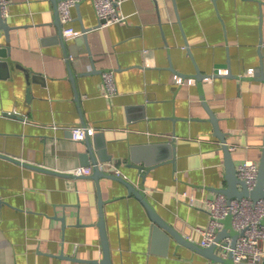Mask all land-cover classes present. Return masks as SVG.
Instances as JSON below:
<instances>
[{
	"label": "crops",
	"instance_id": "obj_1",
	"mask_svg": "<svg viewBox=\"0 0 264 264\" xmlns=\"http://www.w3.org/2000/svg\"><path fill=\"white\" fill-rule=\"evenodd\" d=\"M120 9L124 21L100 27L91 0L79 14L73 7L76 32L90 30L86 43L63 47L52 0H10L8 31L0 29V264L103 258L92 173H72L93 166H81L85 143L69 132L82 122L92 128L98 164L143 183L163 219L189 231L191 241L202 239L205 200L227 182L221 143L196 80L185 76L196 67L205 76L256 69L264 56V0H125ZM106 70L114 71L117 89L110 98L102 88ZM202 91L234 164L258 163L264 81L214 76ZM131 158L152 169L140 171ZM100 186L111 264H224L163 233L152 237L145 207L124 185L102 179ZM182 192L193 196L192 206Z\"/></svg>",
	"mask_w": 264,
	"mask_h": 264
},
{
	"label": "water",
	"instance_id": "obj_2",
	"mask_svg": "<svg viewBox=\"0 0 264 264\" xmlns=\"http://www.w3.org/2000/svg\"><path fill=\"white\" fill-rule=\"evenodd\" d=\"M63 0H52L53 3V7H54V11L55 13V23L56 26L58 28V40L61 44V46L63 47H67L66 46V41L63 38V28L62 25L60 23V17H59V11L57 10L58 7V3L61 2ZM85 1V0H76L74 7L76 8V10L79 9L80 4ZM92 1V0H91ZM260 1V0H258ZM78 14H79V10H78ZM82 28V32L80 37H77L74 39V41H78L80 42L81 40H84L86 43V38H87V31L90 30V28H84L83 26ZM0 29H3L5 32H7L8 30V26L7 23L1 18L0 15ZM263 52V49L260 50ZM89 52V49H88ZM189 54V53H188ZM261 55V62L259 63L258 67L256 69H254L253 74L250 76H233L231 73H223V74H217L215 73V75H203L200 70L198 69V67H196V72L194 75H188L185 76V78H193L194 80H196V83L198 85V90H199V95L201 96L202 99V106L205 110V112L208 113V121H210L212 123V127L214 130V135L218 138V140L221 143V147H222V151L224 154V165H225V177L224 180L226 183V187L224 188H218V189H214L218 194H223L226 198H244V197H250L253 200H259L262 197H264V138H263V143H262V149H261V155L258 161L259 164V168H258V174H257V178H256V186L249 190L247 188L246 182L240 180L237 176V166L234 164L233 158H232V153L230 150V147H228L227 145V141H226V133H223L219 127H218V118L215 116L214 112H212V110L210 109V107L208 106L207 102L204 100L205 97L203 95V91H202V82L209 77H214V76H227V77H232L235 78L237 80H247V79H256V80H261L264 81V56L262 55V53H260ZM67 56V53H66ZM70 73V79L71 81L74 80V75L72 73V71H69ZM82 127H86V124L82 122ZM264 128V125H263ZM85 133V138H84V143L86 146V151L87 153L83 154L81 156V166H85L87 164H89L90 162L93 165V172L90 175V177L94 180L96 189H97V204H98V208H99V212H98V228H99V233H100V239H101V244H102V256L103 258L98 261V260H92L93 263L95 264H111V256L109 253V243H108V239L106 236V226H105V221L103 219V199H102V191H101V186H100V180L102 179H107V180H111L114 181L118 184H122L126 187L127 192L129 194H133L135 196V198L140 201L143 206L145 207L148 217L149 219L152 221V230H151V234L152 237H156L157 234L161 235L162 233L164 234L165 237L168 238V240H172L174 242H176V244L179 246H184L187 247L189 249H191L192 251H196L200 254H202L203 256L207 257L208 259L215 261V262H220V263H224V264H235L232 258V254H228V256L226 258L222 257L219 255L218 252H221V248L218 247L216 244H211V246L209 247H202L200 244H198L195 241H191L190 240V236H189V231H186L185 229L183 230H179L176 226H172L170 225L165 219H163L158 212L155 210L153 204L147 199L145 191H144V185L143 183H141L138 187L136 185H134L133 183H131L130 181L126 180L125 178H123L121 175L117 176L115 174H113L110 171H106V170H101L98 167V162L95 158V151H93L92 149V144H91V134L88 133L87 130L84 131ZM0 156H4L6 157V155H3L0 153ZM10 158V157H7ZM86 158H89L86 159ZM11 159V158H10ZM11 160H15L18 163L20 162L18 159H11ZM129 165L134 164L133 167H136L137 169L139 168L140 171L144 170L145 172H148L149 170L152 169V165H137L134 160V158H131ZM132 162V163H131ZM25 166L28 167H33L39 170H43V171H48L44 168H41L35 164H29L27 162H20ZM65 176H72L71 174H64ZM142 180L144 179V175H141ZM223 224L224 227L222 230H220L217 233V237H216V242H222L224 238H230L231 242L230 245L231 247H233L235 245L236 239L238 237V233L232 228L231 225V218L230 215H228L226 217V219L223 220ZM261 224H264V218L261 221ZM241 264H250V263H241ZM259 264H264V259L259 263Z\"/></svg>",
	"mask_w": 264,
	"mask_h": 264
},
{
	"label": "built area",
	"instance_id": "obj_3",
	"mask_svg": "<svg viewBox=\"0 0 264 264\" xmlns=\"http://www.w3.org/2000/svg\"><path fill=\"white\" fill-rule=\"evenodd\" d=\"M76 0H63L58 3L60 23L63 28V38L70 41L80 36L72 26L73 10ZM125 0H92L93 9L97 19L98 26L105 27L108 25L122 22L126 19L121 13L120 6ZM10 0H0V15L5 21L9 17L8 6ZM254 69L247 70L246 75L253 74ZM227 73V72H223ZM217 74H222L217 72ZM102 88L106 98L113 97L117 93L116 83L114 80V71L106 70L101 73ZM192 80V79H190ZM189 80V81H190ZM179 83H184L180 78ZM11 115V113H7ZM92 134L91 127L73 126L69 128L71 138L74 141H83L85 138L84 131ZM108 163L98 164L101 170L110 171ZM93 166L77 167L72 173L77 176H85L92 173ZM259 164L253 161H245L237 167V176L240 180L246 182L249 190L256 186V178L258 174ZM111 172V171H110ZM115 175L119 176V172L115 171ZM190 206L193 205V196L186 192L180 193ZM206 201L208 224L205 228L199 229L198 232L202 236L200 245L209 247L216 244L220 247L222 256L226 258L228 254H232L235 264L250 263L259 264L264 259V251L260 248V243L264 240V224L261 221L264 218V197L259 200H253L250 197L244 198H226L223 194H217L213 198ZM230 215L232 228L238 233L235 245L231 247V239L224 238L222 242H216L217 233L223 229V220Z\"/></svg>",
	"mask_w": 264,
	"mask_h": 264
}]
</instances>
